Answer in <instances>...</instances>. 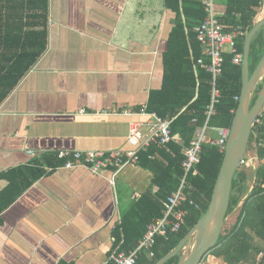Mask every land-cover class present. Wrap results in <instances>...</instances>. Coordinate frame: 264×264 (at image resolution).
I'll use <instances>...</instances> for the list:
<instances>
[{
  "label": "crops",
  "instance_id": "0c3cea01",
  "mask_svg": "<svg viewBox=\"0 0 264 264\" xmlns=\"http://www.w3.org/2000/svg\"><path fill=\"white\" fill-rule=\"evenodd\" d=\"M174 17L163 0H49L46 50L0 105V173L45 153L136 150L129 125L144 138L150 117L133 109L161 87ZM150 181L137 163L48 169L1 212L0 264H105Z\"/></svg>",
  "mask_w": 264,
  "mask_h": 264
},
{
  "label": "trees",
  "instance_id": "16d2710c",
  "mask_svg": "<svg viewBox=\"0 0 264 264\" xmlns=\"http://www.w3.org/2000/svg\"><path fill=\"white\" fill-rule=\"evenodd\" d=\"M174 14L173 27L163 54L161 87L149 92L145 105L134 107L135 112L155 113L170 120L172 141L162 147L150 143L138 151L137 164L151 173L148 188L133 196L114 226L112 249L126 253L135 249L147 224L162 215L167 196L177 188L181 175L183 147L187 146L206 120L211 99V75L204 64H197L201 47L195 28L205 17L200 0H163ZM49 0H0V105L43 55L48 37ZM264 16V0H226L221 22L227 30L240 26L243 35L236 41L242 53L244 37L254 23ZM264 52V26L250 43L249 71H253ZM233 54H224L223 72L217 79L220 92L209 117L210 127H230L237 106L235 96L241 89V64L232 63ZM260 89L258 85L254 98ZM215 135V134H213ZM177 139V141L175 140ZM264 108L252 128L248 148L257 157L256 167L240 165L235 171L227 214L221 235L210 254L227 264H264ZM247 148V149H248ZM151 156H154L151 158ZM223 159L218 146L202 147L196 173L188 177V197L199 209L188 207L185 224L168 238L157 237L150 247L153 256L142 252L136 264H155L177 245L206 210ZM66 158L58 152L35 157L29 164L0 173L7 185L0 190V214L40 177L57 167ZM110 254V253H109ZM181 253L164 264H176ZM59 264H73L61 261ZM105 264H114L109 259Z\"/></svg>",
  "mask_w": 264,
  "mask_h": 264
},
{
  "label": "built area",
  "instance_id": "2783aa9c",
  "mask_svg": "<svg viewBox=\"0 0 264 264\" xmlns=\"http://www.w3.org/2000/svg\"><path fill=\"white\" fill-rule=\"evenodd\" d=\"M200 1L205 11V17L195 28L196 39L201 47V57L197 59V64H203L206 60L205 70L211 75V99L206 109V120L203 126L196 130L188 145L183 147L182 175L177 188L167 196L162 215L152 219L147 224L146 231L135 249L128 253L117 248L111 249L108 259L114 264H136L142 252H147L149 257H152L153 252L150 251V247L155 243L157 237L167 239L169 234L179 232L189 213L188 207L200 208L194 200L188 197L186 190L188 188V177L190 174L196 173L195 167L199 162L203 145L218 146L220 151H223L229 135L230 127H210L207 123L209 117L214 114V105L220 96L217 79L223 72L224 54L232 53V63L235 65L241 64L242 53L237 51L236 41L243 35V31L240 26L227 30L228 25L220 20L225 11L222 12L216 8L215 0ZM238 98L239 96H235L237 101ZM129 113L132 112L127 111V114ZM142 113L146 112L142 110ZM147 114H149L150 121L147 123L148 133L143 139V122L133 121L129 125L128 139L137 146L136 150L126 152L112 150L106 153L93 150L58 151L59 158H66L63 167L85 166L94 173H98L107 167L121 169L126 164L137 163L138 151L146 148L150 143L162 147L172 141L170 120L163 119L155 113ZM175 140L177 141V139ZM153 157L151 156V158ZM245 159L249 161L245 166L255 168V163H257L255 155ZM244 160L241 163L242 165ZM111 240L114 242V237Z\"/></svg>",
  "mask_w": 264,
  "mask_h": 264
},
{
  "label": "water",
  "instance_id": "95a60500",
  "mask_svg": "<svg viewBox=\"0 0 264 264\" xmlns=\"http://www.w3.org/2000/svg\"><path fill=\"white\" fill-rule=\"evenodd\" d=\"M263 26L264 16L254 23L244 37L240 94L208 206L177 245L155 264H164L178 253H181V256L176 264H200L207 252L215 247L219 240L228 217L235 171L247 158L252 128L264 108V52L253 71L251 73L249 71L250 43L255 33ZM258 85L260 89L253 100Z\"/></svg>",
  "mask_w": 264,
  "mask_h": 264
},
{
  "label": "rangeland",
  "instance_id": "374dc122",
  "mask_svg": "<svg viewBox=\"0 0 264 264\" xmlns=\"http://www.w3.org/2000/svg\"><path fill=\"white\" fill-rule=\"evenodd\" d=\"M215 1H217L216 3H215V5H216V8H218V9H220V8H222L224 5L223 4H220V2H222V0H215ZM224 1V0H223ZM223 3V2H222ZM220 5V6H219ZM223 9V8H222ZM147 130V128L145 127V128H143L142 129V133H144V134H146V131ZM142 139H143V136H142ZM253 149H247V158L248 157H250V156H252V155H254V153H253ZM247 163H249V161H248V159H245L244 160V164L243 165H246ZM242 165V164H241ZM245 167H247V166H245ZM255 167H256V163H255ZM252 168H254V167H252ZM119 187V186H118ZM126 204V206H127V204H128V201L127 202H125L124 204H123V206ZM122 206V207H123ZM231 215L232 214H230V215H228V217H227V221L226 222H230L231 221ZM200 264H227V263H225L224 261H222L221 259H218V258H216V257H214L213 255H210V254H208V255H205L204 256V258L202 259V261H201V263Z\"/></svg>",
  "mask_w": 264,
  "mask_h": 264
},
{
  "label": "flooded vegetation",
  "instance_id": "af4514ba",
  "mask_svg": "<svg viewBox=\"0 0 264 264\" xmlns=\"http://www.w3.org/2000/svg\"><path fill=\"white\" fill-rule=\"evenodd\" d=\"M251 72H252V71H251ZM251 72H250V73H251Z\"/></svg>",
  "mask_w": 264,
  "mask_h": 264
}]
</instances>
